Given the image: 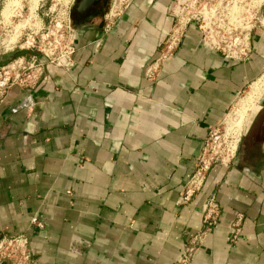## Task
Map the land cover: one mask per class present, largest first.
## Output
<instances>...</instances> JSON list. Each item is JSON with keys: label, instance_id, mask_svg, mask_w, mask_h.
I'll return each mask as SVG.
<instances>
[{"label": "crops", "instance_id": "crops-1", "mask_svg": "<svg viewBox=\"0 0 264 264\" xmlns=\"http://www.w3.org/2000/svg\"><path fill=\"white\" fill-rule=\"evenodd\" d=\"M177 10L131 0L109 31L105 18L78 26L71 69L47 65L0 103V238L25 234L34 264H175L193 242L188 264H264V155L245 153L247 131L181 201L210 130L264 76V31L238 62L190 24L148 81ZM251 139L264 143V120ZM211 196L219 223L203 234Z\"/></svg>", "mask_w": 264, "mask_h": 264}, {"label": "built area", "instance_id": "built-area-1", "mask_svg": "<svg viewBox=\"0 0 264 264\" xmlns=\"http://www.w3.org/2000/svg\"><path fill=\"white\" fill-rule=\"evenodd\" d=\"M211 1L207 0L203 6H200L199 0H189L187 7L180 8V0H177L178 10L171 31L160 46L155 59L145 69V77L148 81H154L162 63L175 54L190 24L197 26L202 36V42L210 49L220 52L224 57L233 61L244 62L249 59L252 49V33L256 29L264 31V15L259 24H251L250 21L246 22L240 14H237L234 6H231V0H226L225 4L219 0L216 5H211ZM74 2L75 0H63L67 12ZM257 3L260 4L259 7H264V1H257ZM130 4L131 0H112L110 9L105 14V31L112 28L116 19L126 11ZM219 9L221 10L219 11ZM224 11H230L231 14H224ZM232 11L236 12V15ZM219 18L220 21H222L221 18L227 20V24H215ZM235 18L237 21L242 19L243 24H237ZM66 30L67 39H63V43H58L53 47L52 43L46 42L45 39L58 30H49L46 36H41L38 44L26 46L16 42L18 51H23L26 54L12 59L7 65L0 67V103L13 87L29 90L36 88L41 82L47 65L63 70L73 67L75 47L69 24H67ZM28 51H31L32 55L29 57V62H26L25 56L30 54ZM248 115L247 112L243 129L238 132L235 125L242 122L241 112L238 104H234L221 123L210 130L203 143L196 166L188 176L182 192L181 201L183 203L189 202L202 189L208 173L214 166H227L235 158L250 121L256 113L250 115L249 118ZM219 218L220 208L216 199L211 196L203 205V234L205 231L213 229L219 223ZM31 224L38 228L42 227L36 217L31 220ZM196 240L197 238H194V241ZM194 246L195 242L185 250L183 256L175 264H188L194 252ZM3 263L34 264L29 239L25 234L0 238V264Z\"/></svg>", "mask_w": 264, "mask_h": 264}, {"label": "rangeland", "instance_id": "rangeland-1", "mask_svg": "<svg viewBox=\"0 0 264 264\" xmlns=\"http://www.w3.org/2000/svg\"><path fill=\"white\" fill-rule=\"evenodd\" d=\"M222 1L225 4L226 0ZM231 1V6L236 8L237 14H240L246 22L250 21L251 24H259L264 15V7H259L260 4L257 3V0H242V2H235V0ZM253 1H255V3H253ZM206 2L207 0H199V5L203 6ZM217 2H219V0H212L210 4L216 5ZM111 3L112 0L109 1L105 12L110 9ZM180 4V8L187 7L189 0H180ZM6 7L8 8L7 17L2 14V11ZM220 10L221 9H219V11ZM236 12L232 11L234 15H236ZM226 13L231 14L230 11H224V14ZM67 14V8L64 7L63 0H1L0 59H4L7 56L9 57V55L15 51L23 52L18 51L16 48L17 41L19 44H25L26 46L38 44L41 40V36H46V34L49 33V30H58V32H54L52 35L50 34L49 38L45 39L46 42H51L52 47L58 45V43H63V39H67L68 37L66 30L68 24ZM221 20L222 21H220V18L217 19L215 24H227V20H224V18H221ZM212 22H214V20H212ZM16 31H18L19 35H17L15 42H11ZM28 52L30 54L25 56L26 62H29V57L32 55L31 51ZM248 93L249 87H247L243 94L238 98L235 105L245 99ZM263 98L264 86L262 95L259 98V103H257L259 107Z\"/></svg>", "mask_w": 264, "mask_h": 264}, {"label": "flooded vegetation", "instance_id": "flooded-vegetation-1", "mask_svg": "<svg viewBox=\"0 0 264 264\" xmlns=\"http://www.w3.org/2000/svg\"><path fill=\"white\" fill-rule=\"evenodd\" d=\"M110 0H101L100 3L96 6L88 10L85 14L83 15H78L76 13V4L79 2V0H75L74 4L71 6V8L68 11V24H69V29L72 33H74L75 29L83 24H103L104 18H105V11L108 6ZM15 52H12L9 57L7 56L4 59H0V62H4L6 60H9L11 56H13ZM264 113V99L262 104L259 107V110L256 112V115L252 117L251 123L257 119L258 116ZM251 125V124H250ZM250 125L248 128H250ZM253 136V131H250V129L247 130L246 136L244 138L242 148L244 151H246V154H251L255 150L259 151L262 155L264 153L262 152V148L264 147V143L262 142H254L253 139H251ZM250 142L254 143L252 149L248 150V147L250 145Z\"/></svg>", "mask_w": 264, "mask_h": 264}, {"label": "bare ground", "instance_id": "bare-ground-1", "mask_svg": "<svg viewBox=\"0 0 264 264\" xmlns=\"http://www.w3.org/2000/svg\"><path fill=\"white\" fill-rule=\"evenodd\" d=\"M240 2L242 0H235V2ZM258 2H263L264 0H257ZM234 9H236L234 7ZM3 16L7 17L8 16V8L6 7L3 11H2ZM236 23L237 24H243L242 23V19L237 21V18H235ZM18 31H16L14 37L11 39V42H15L16 38H17ZM264 76L258 78L255 82H253L250 86H249V93L247 94V96L245 97V99H243L242 101H240L238 103V106L240 108V112H241V120L242 122L238 123L235 125V127H237L238 132L242 131L243 129V123H245V117L246 114L248 112V118L250 115H254L256 113V111L259 110V106L257 105L260 96L262 95V90H263V86H264Z\"/></svg>", "mask_w": 264, "mask_h": 264}, {"label": "water", "instance_id": "water-1", "mask_svg": "<svg viewBox=\"0 0 264 264\" xmlns=\"http://www.w3.org/2000/svg\"><path fill=\"white\" fill-rule=\"evenodd\" d=\"M1 1V0H0ZM101 0H79V2L76 4V13L78 15H83L85 14L88 10H90L93 7H96ZM26 53L25 52H17L9 60H6L4 62H0V67L7 65L10 60L16 59L18 57L24 56ZM262 120H264V113L261 114L260 116L257 117L256 120H254L251 125H250V131H253V134L258 133V129L260 124H262ZM5 264V263H3Z\"/></svg>", "mask_w": 264, "mask_h": 264}]
</instances>
